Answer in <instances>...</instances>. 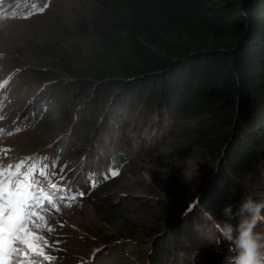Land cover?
Instances as JSON below:
<instances>
[{
  "label": "trees",
  "instance_id": "1",
  "mask_svg": "<svg viewBox=\"0 0 264 264\" xmlns=\"http://www.w3.org/2000/svg\"><path fill=\"white\" fill-rule=\"evenodd\" d=\"M96 3L97 13L83 25L94 44L83 57L57 53L58 59L50 66L53 74L69 77L62 78L68 92L58 94L60 107L74 91L76 95L84 92L79 99L87 93L93 95L89 118L83 109L78 112V122L83 121L81 130L87 127L90 131L95 117L91 113L97 107L104 109L101 121L105 137H113V155L108 162H100L88 178L94 183L102 177L112 180L129 163L131 141H125L132 127L130 134L139 132L140 148L146 136L140 135L139 127L149 124L154 130L153 148L155 142L167 146L176 140L172 121H200L188 129L187 133L193 135L188 141L190 147H206L215 172L212 169L200 185L193 217L183 227L195 238L193 248L185 251L196 256L216 252L219 248L215 240L225 242L216 228L217 221L225 220L223 207L238 204L248 195L256 201L264 200V0ZM12 13L24 14V7H16ZM162 122L166 123L163 128ZM210 141H217V147L209 148ZM65 152V146L60 151L56 146L49 163L41 167L48 169L51 182L59 178L56 170L63 166ZM165 156V160L159 157L160 162L154 163L170 169L180 157L177 152ZM184 198L190 204L185 193ZM176 233H172L174 245L182 238ZM184 243L180 246L187 247ZM168 248L166 239L157 243L151 254L152 264H158L157 259L165 262ZM177 250L174 248L175 253ZM119 261L127 264L129 259L118 252L112 264Z\"/></svg>",
  "mask_w": 264,
  "mask_h": 264
},
{
  "label": "rangeland",
  "instance_id": "2",
  "mask_svg": "<svg viewBox=\"0 0 264 264\" xmlns=\"http://www.w3.org/2000/svg\"><path fill=\"white\" fill-rule=\"evenodd\" d=\"M45 2L48 7L43 12L33 11V6L43 7ZM22 6L24 14L12 13ZM97 9L96 0H0V82L8 81L0 90V163L7 168L9 164L14 166L23 161L21 174L35 164L32 176L40 188L48 194L56 193V207L42 201L36 209L37 216H45L47 225L54 229L37 230L48 241L47 245L40 242L44 253L54 259H37L41 264H112L121 252L129 259L127 264H152L155 245L166 239L169 247L166 261L157 259L155 263L232 264L235 254L227 242L220 244L215 240L217 253L196 256L185 251L193 248L195 238L183 227L193 217L200 185L214 168L212 159L206 156V147H190L188 141L193 138L188 129L197 125L195 122L201 124L200 121H172L176 140L167 146L155 142L153 148L154 130L150 125L145 123L139 127L140 135L146 136L140 148L137 147L139 132L130 134L132 127L125 141H131L129 163L112 180L102 177V181L94 183L88 178L100 162H108L112 157L114 140L104 135L106 130L101 121L104 109L99 107L91 113L95 116L91 130L87 127H84L86 131L81 130L83 121L78 122V112L83 109L89 118L93 95L87 93L79 99L84 92L76 95L74 91L59 106L58 94L68 92L62 78L69 77L53 74L51 62L58 59L57 53L85 55L94 42L91 34L84 32L83 25L95 16ZM36 72H49V75L41 77ZM131 123L132 119L128 124ZM165 126L162 122V128ZM166 136L164 143L168 142ZM209 143V148L217 147V141ZM56 146L58 151L66 147L65 160L61 169L56 170L60 174L58 180L51 182L52 178L39 172L49 163ZM169 152L180 156L173 167L154 163L160 162L159 157L165 160ZM101 165L104 170L105 165ZM196 188L198 191L194 193ZM174 231H177L175 236L182 237L176 245ZM255 231L264 233V222L258 223ZM180 243L187 247H181ZM174 248L178 249L177 255ZM213 255L217 259L221 257L222 262L212 260ZM139 259L142 263L137 262Z\"/></svg>",
  "mask_w": 264,
  "mask_h": 264
},
{
  "label": "snow or ice",
  "instance_id": "3",
  "mask_svg": "<svg viewBox=\"0 0 264 264\" xmlns=\"http://www.w3.org/2000/svg\"><path fill=\"white\" fill-rule=\"evenodd\" d=\"M47 7L48 4L45 2L43 7L33 6V11L43 12ZM7 84V80L0 82V90ZM23 163L21 161L14 166L9 164L7 168L0 163V264H41L37 257H43L47 261L54 259L44 253L40 242L43 241V244L47 245L48 241L43 234L37 233V230L51 232L54 229L47 225L45 216H37L36 209L42 201L56 207L54 203L56 193L48 194L40 188L38 181L32 176L36 170L35 164L21 174ZM13 167L15 171L10 170ZM39 174L48 177L46 169H40ZM14 177L16 179H13ZM33 217H37L40 222ZM29 253L33 255L29 256ZM21 256L24 260L20 259Z\"/></svg>",
  "mask_w": 264,
  "mask_h": 264
},
{
  "label": "clouds",
  "instance_id": "4",
  "mask_svg": "<svg viewBox=\"0 0 264 264\" xmlns=\"http://www.w3.org/2000/svg\"><path fill=\"white\" fill-rule=\"evenodd\" d=\"M222 215L225 220L217 221L216 228L235 254L232 264H264V233L255 231L257 224L264 222V201L248 195L238 204H226Z\"/></svg>",
  "mask_w": 264,
  "mask_h": 264
},
{
  "label": "bare ground",
  "instance_id": "5",
  "mask_svg": "<svg viewBox=\"0 0 264 264\" xmlns=\"http://www.w3.org/2000/svg\"><path fill=\"white\" fill-rule=\"evenodd\" d=\"M223 243H225V242H223ZM205 251H206V250H205ZM130 253H131V252H130ZM215 253H217V252H215ZM211 258H213L212 260H214V261L222 262L221 257H218L219 259H217V258H216V255H213V257H211Z\"/></svg>",
  "mask_w": 264,
  "mask_h": 264
}]
</instances>
